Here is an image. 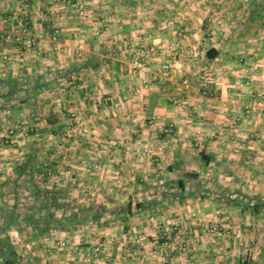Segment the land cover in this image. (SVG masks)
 Here are the masks:
<instances>
[{
	"label": "crops",
	"instance_id": "crops-1",
	"mask_svg": "<svg viewBox=\"0 0 264 264\" xmlns=\"http://www.w3.org/2000/svg\"><path fill=\"white\" fill-rule=\"evenodd\" d=\"M21 25L39 37L41 52L32 49L23 61L4 62L2 54L22 48L14 40ZM56 27L61 36L53 42ZM171 45L178 53L171 75L145 87L133 61L142 51ZM192 47L200 48L198 60L186 57ZM165 58L149 59L153 74ZM9 78L22 90L8 101L0 97V193L17 190L27 174L37 182L53 174L42 185L72 191L80 203L88 191L92 199L121 206L153 199L179 207L199 235L207 264H264V210L253 215L208 197L223 191L241 206L257 197L264 202V107L245 112L256 95L264 97V0H0V81ZM5 90L0 85V95ZM37 103L41 119L30 108ZM13 114L44 130L41 151L21 150L28 142L21 132L13 145L1 144ZM170 124L174 134L168 137L163 130ZM147 144L155 161L143 152ZM29 156L34 163L20 174ZM177 179L186 181L193 196L163 200L164 184ZM10 213L0 220L5 223ZM11 225L0 238L10 237L16 264L19 248L32 260L33 250L42 254L70 233L52 229L49 238L28 241ZM214 225L226 231L223 239L207 231ZM137 247L134 254L150 255ZM216 250L224 256L218 263L211 254Z\"/></svg>",
	"mask_w": 264,
	"mask_h": 264
},
{
	"label": "rangeland",
	"instance_id": "rangeland-1",
	"mask_svg": "<svg viewBox=\"0 0 264 264\" xmlns=\"http://www.w3.org/2000/svg\"><path fill=\"white\" fill-rule=\"evenodd\" d=\"M27 95L28 97L34 96L29 94L24 95L23 93L20 94L21 97L25 98ZM32 97L29 99L32 100ZM30 108L35 117L38 116L39 119L43 117V111H41V106L38 103L33 104V107L31 106ZM16 118L17 116L14 115V121L18 122L17 119H20V117ZM35 122L36 121L32 124H28L32 131H29L28 136L25 137L28 138V142L22 145L21 150H24V152H36L42 150L44 144L42 141L44 138V130L40 127H35ZM167 127L168 126L165 128ZM163 134L166 135L165 133ZM173 134L174 132L171 136H173ZM151 150L152 148L148 144L143 148V152L146 155L152 156L150 161H155L152 152H150ZM158 160H156V162ZM159 161L157 163H159ZM95 166L97 169L99 168V165ZM52 177L53 174H50L49 176L46 175L41 181L37 182L33 176L30 177L28 175L25 176L24 179H18L20 183L18 182L17 190L13 187L11 192H6V194L1 192L0 200H2L1 203L3 204L0 205V218L4 220L6 214L10 211L14 212L16 216L18 215L21 218H25L31 214H34L36 217L43 214V206L49 204L52 194H45L44 198L36 196L31 179L35 180V184L39 183L38 186L42 189L53 192L54 196L60 200L57 202L60 205H63V207H50V210L57 216V218L69 217L72 216V214H77L78 219L81 217L96 216L97 214H101L102 217L98 222L84 221L66 225L67 230L65 229L64 231H70V233L68 237L66 236L61 239L74 243L79 247L77 251L61 250L58 248H51L50 251H47V249L41 248L43 249L41 254L39 249H35L33 251L37 254L32 260H28L24 250L19 248V251L22 254L21 256H23L19 257V264H40L39 261H43L46 264H207L205 262L207 257H203L205 255H203V246L201 245L199 235L195 234L194 231H190V224L184 220L182 217L183 215H180L182 214V211L178 210L179 207L175 206L172 209L171 206H168L165 208V206H160V204L154 206L151 210H145L144 208H137V204H139L137 203L134 206L131 205L132 207L129 211L127 209L128 205L121 206L119 203L113 204L112 202L107 204V199H105V197L92 199L91 192L89 191L85 194L86 197L84 201L80 203L79 199L76 198V193L66 191L67 188L65 189L66 192L62 191V188H60L61 191L46 189V186H43L42 182L48 181V179H51ZM25 183H29L30 185L27 186ZM189 188L192 189V186H189ZM87 189L90 190L88 187ZM10 194L14 195L12 199L16 202L12 200L9 202V198L7 197ZM250 196L253 197V194L250 193ZM5 198H7L6 201ZM151 200L153 199H150V201ZM148 202L145 203V207L148 206ZM15 203L16 206L14 205ZM100 208H102V210H100ZM162 208H168L171 211H178L172 213L175 215L174 217L167 218L165 216H169L171 213H167V211L164 212V209ZM113 213H115V215ZM3 220H0V226H3ZM262 225L264 226V223ZM11 226L12 228L10 230L12 232L19 234L21 231L23 236H25L24 238L28 241L31 239L30 236L33 238L40 236L38 239L44 238L47 233H50L52 230L50 229L45 233H37V230L32 226L29 227V225L16 223ZM202 228L205 229V227ZM217 228L219 230H224L223 227L214 225V227H210L207 231H210L211 234L215 235V238L223 239V237L219 238L215 233V229ZM127 230H130V233H127ZM74 234L76 235L73 238ZM130 236H132V240L134 238V242L131 244L128 243V238ZM49 244H52V242ZM98 245L101 246V252L95 259H93V261H89L87 255L88 252H91L92 249ZM137 246H143L140 250H147L150 255L140 256V254H134L132 249L138 248ZM37 247L40 248L38 245ZM180 248H186V251L183 252ZM165 252H169L171 255L165 256ZM213 252L215 255L211 253L212 258L214 260L216 259L217 263L220 261V258H224V256L221 257L219 255L218 250ZM116 253L117 257L115 255ZM32 261H34V263ZM236 264H242V262L236 261Z\"/></svg>",
	"mask_w": 264,
	"mask_h": 264
},
{
	"label": "trees",
	"instance_id": "trees-1",
	"mask_svg": "<svg viewBox=\"0 0 264 264\" xmlns=\"http://www.w3.org/2000/svg\"><path fill=\"white\" fill-rule=\"evenodd\" d=\"M212 51V50H211ZM211 51L207 52V55L211 58L215 57L216 55L214 53H211ZM0 85L5 87L6 90L2 92V95H0L1 98L5 100H10L12 97L17 95V93L22 90L21 87H19L18 82L13 79L9 78L8 80L0 81ZM35 91H37L36 87H33ZM35 96V94H33ZM28 99V98H27ZM28 101V100H26ZM210 159H206L205 162H209ZM34 163V158L32 156H29L25 163L23 162L18 172L20 174L26 173L27 168ZM22 171V172H21ZM30 177H32V174H28ZM185 178H192L197 179L196 174H184ZM33 183V189L36 196H41L44 198L45 194L51 193L52 197L49 202V204H46L43 206L44 212L41 216H34V214H31L25 218H21L20 216H16L14 212H11L3 226H0V234L5 233L6 229L9 225L17 222L19 224H27L35 228L37 230V233H45L48 232L50 229H58L60 231H64L66 229L67 224H71L74 222H84V221H91V222H98L101 219V214H97L96 216L92 217H81L78 219L77 214H72V216L64 217V218H57V216L50 210V207H63V205H60L57 201L58 199L54 196L53 192L47 191L42 189L38 184H35V180L31 179ZM165 191L162 192V199L168 200V199H179L183 200L184 198L193 196V193L188 192L186 188V181L184 179H177V180H170L164 184ZM203 191L199 190L197 193L201 194ZM205 197V196H204ZM209 198H212L217 201H224L226 204H233L239 207L243 211L250 210L251 213L254 215L260 214L262 210H264V202L261 201L260 197L255 198V202L251 205L250 202H243V205L241 206L239 204L238 199H232L229 196L226 195L225 192H210ZM244 199V198H243ZM154 206H157V202L155 200H151L148 202V206L145 207V204H137V208H144L145 210H151L154 208ZM131 204L128 205V210H131ZM104 209V208H103ZM102 210V208H100ZM130 214V212H129ZM67 230V229H66ZM16 252L11 244L10 237H4L0 238V264H16ZM242 264H248V262H243Z\"/></svg>",
	"mask_w": 264,
	"mask_h": 264
},
{
	"label": "built area",
	"instance_id": "built-area-1",
	"mask_svg": "<svg viewBox=\"0 0 264 264\" xmlns=\"http://www.w3.org/2000/svg\"><path fill=\"white\" fill-rule=\"evenodd\" d=\"M79 11H83V6L80 5L77 7ZM61 36L60 29L56 27L52 34V41H58L59 37ZM15 42L20 44L22 48L19 52L13 53H4L2 54V60L4 62H14L17 60L23 61L27 51L35 50L36 52H41V47L39 46V37L30 33L29 29L26 28L24 25L20 26L19 32L16 34ZM54 44V48H55ZM205 47V46H204ZM176 46L171 45L167 48V50H157V48H150L148 51H142L140 57L136 58L132 63V69L134 73L140 74L143 77V84L145 87H148L154 80L158 82H164L167 78L171 75L173 71V64L178 60V53L176 50ZM56 49V48H55ZM186 57L192 61L199 59L200 48L199 47H192L189 48L186 52ZM79 56H81L79 54ZM161 56H166L165 60L162 61L159 72L157 74H153L151 67H150V58H159ZM188 87V85H186ZM256 102L252 104V106H248L246 108V114L249 116L251 114H255L258 112L260 107H264V97L262 95H256ZM7 116H11V111H5ZM154 121V118H152ZM32 131L30 129L28 123L24 120H20L18 122L9 123L5 130V135H3V141L1 144L4 146H11L14 144L13 139L21 132L22 134L25 133L28 136V132ZM163 132L166 136H171L174 132V125L170 124L167 128H164ZM9 139V140H6ZM216 230V231H215ZM215 233L218 235L219 238L225 237L226 232L224 230H219L218 228L215 229ZM47 251H50L51 248H58L61 250H69V251H77L79 249L74 243H70L64 239H55L52 241V244L44 247ZM183 252L186 251V248H180ZM101 252V246L98 245L92 249L91 252H88V259L89 261H93L98 254ZM165 256H170L171 253L165 252Z\"/></svg>",
	"mask_w": 264,
	"mask_h": 264
}]
</instances>
